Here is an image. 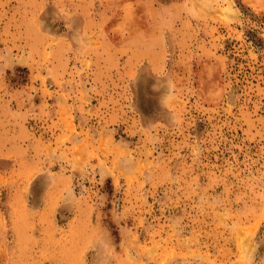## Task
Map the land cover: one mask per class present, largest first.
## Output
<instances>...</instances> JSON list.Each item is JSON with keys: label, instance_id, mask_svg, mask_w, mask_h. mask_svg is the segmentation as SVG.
I'll list each match as a JSON object with an SVG mask.
<instances>
[{"label": "rangeland", "instance_id": "1", "mask_svg": "<svg viewBox=\"0 0 264 264\" xmlns=\"http://www.w3.org/2000/svg\"><path fill=\"white\" fill-rule=\"evenodd\" d=\"M87 1L0 0V264H264V0Z\"/></svg>", "mask_w": 264, "mask_h": 264}, {"label": "crops", "instance_id": "2", "mask_svg": "<svg viewBox=\"0 0 264 264\" xmlns=\"http://www.w3.org/2000/svg\"><path fill=\"white\" fill-rule=\"evenodd\" d=\"M84 4H89L93 9L95 6L98 11L114 12V23L109 29L113 35L127 27L139 29L143 26L147 35L151 30L152 36H157L160 29L156 14L162 7L168 6V2L160 0H88ZM146 19L156 23L153 26H144L142 22Z\"/></svg>", "mask_w": 264, "mask_h": 264}]
</instances>
